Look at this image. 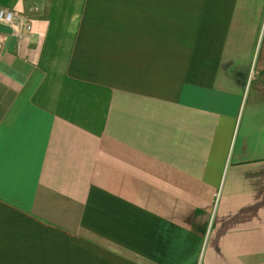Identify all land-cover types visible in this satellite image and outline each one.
I'll list each match as a JSON object with an SVG mask.
<instances>
[{
    "label": "crops",
    "instance_id": "crops-1",
    "mask_svg": "<svg viewBox=\"0 0 264 264\" xmlns=\"http://www.w3.org/2000/svg\"><path fill=\"white\" fill-rule=\"evenodd\" d=\"M0 8V264H264V0Z\"/></svg>",
    "mask_w": 264,
    "mask_h": 264
},
{
    "label": "built area",
    "instance_id": "built-area-1",
    "mask_svg": "<svg viewBox=\"0 0 264 264\" xmlns=\"http://www.w3.org/2000/svg\"><path fill=\"white\" fill-rule=\"evenodd\" d=\"M0 22L7 25H19L22 19L10 9L0 8ZM24 25L27 29L31 27L29 21H25Z\"/></svg>",
    "mask_w": 264,
    "mask_h": 264
}]
</instances>
